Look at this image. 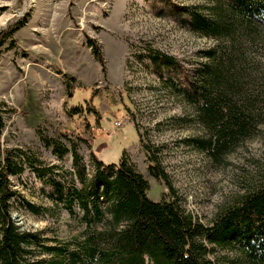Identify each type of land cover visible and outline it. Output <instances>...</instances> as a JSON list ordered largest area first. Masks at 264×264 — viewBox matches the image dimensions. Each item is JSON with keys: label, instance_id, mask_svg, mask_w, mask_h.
Listing matches in <instances>:
<instances>
[{"label": "rangeland", "instance_id": "1", "mask_svg": "<svg viewBox=\"0 0 264 264\" xmlns=\"http://www.w3.org/2000/svg\"><path fill=\"white\" fill-rule=\"evenodd\" d=\"M240 1L0 0V33L15 30L0 47L4 147L22 148L39 167L59 166L57 175L67 181L72 173L78 194L70 206L58 203L49 180L26 167L12 177L22 196L13 203L16 224L69 242L75 255L69 264H264L258 251L234 240L264 243V198H255L264 192V15L245 28ZM223 56L236 66L240 85L247 68L263 82L249 86L261 91L257 97L248 91L247 119L258 118L246 122L247 133L237 122L223 135L246 114V95L229 111L213 108L209 98L199 107L203 114L194 98L204 95ZM91 93L98 121L93 117L85 134L88 144H78L82 171L71 152L59 159L40 134L70 148L60 132L84 127L67 110ZM217 145L219 158L212 152ZM93 151L108 165L126 151V164L98 171ZM166 207L189 219V233L179 222L170 235L175 225H155L145 215L164 211L161 220ZM225 225L237 230L232 239L217 234ZM92 238L101 240L95 249ZM164 247L170 259L161 255Z\"/></svg>", "mask_w": 264, "mask_h": 264}, {"label": "trees", "instance_id": "2", "mask_svg": "<svg viewBox=\"0 0 264 264\" xmlns=\"http://www.w3.org/2000/svg\"><path fill=\"white\" fill-rule=\"evenodd\" d=\"M254 2V5L252 4ZM242 10L240 11L241 14H244V22L246 21L245 28L249 29L251 26V21L253 17L258 13L261 12L262 15H264V3H261L260 1L256 0H241L239 3ZM236 16V15H235ZM224 27V25H223ZM262 29L264 30V25H262ZM10 31V32H9ZM6 31L4 33H0V47L5 45V43L8 41L9 38H11L15 32V30ZM92 44H94L95 51L98 52L97 44L93 41ZM218 59V61H217ZM216 59V63L213 67L212 71V77L208 80V83L206 84V90H204V95L198 94L194 95L193 97L197 101V107L199 110H201L202 114L203 112L206 113V111H203L202 108L204 105L207 106L208 101H210L209 98L213 99L212 107L214 108V104L217 105L222 110L229 111L230 104H235L234 100L239 103L241 100V95H246V100L248 101L246 104H248L246 108V114L243 117H246L243 119V117H239V121L232 119L231 124H228L226 126V129L229 133H224L223 135H230L231 130L233 129L235 123L242 124L244 132L246 130L249 131V125L254 124V120L257 121V118H250L247 119V111H249L251 108H253V104L251 102V99L248 98L249 94L248 91L250 89H253V87H249L251 82L254 81L256 84H262V80L257 77L256 74H253V72H250L248 68L246 69L247 72H245V80L242 78L241 85L239 84L240 81L237 77V72H234L233 69L236 68V66H233V61H226L225 56L219 57ZM234 72V73H232ZM243 83V85H242ZM205 84V81H204ZM69 87V92H71V88ZM255 96L257 97L258 92L261 91L260 85H256L253 89ZM192 93L188 94L187 97L192 98ZM92 97L88 101L81 103H75L69 107L67 110L70 119L72 120L73 124L83 125V130H78L77 128L73 127L71 130H62L60 132V137L66 141H68L71 145L70 148L63 145L61 142V139L57 138H50L48 136H45L44 134H40L42 140L44 143L50 147H52V150L55 152V154L58 156L59 159L64 158L65 154L69 151L72 154L73 160H74V166L78 167L80 170L84 171V169L80 166L81 157L78 154V144L80 142H85L88 144L87 135L89 133V130L91 129V125L93 126L94 119L93 117L96 116L97 110L95 107V103L93 98L95 97L94 93H91ZM211 95V96H210ZM74 97L73 93H70V99ZM194 101V99L192 98ZM255 100V99H254ZM91 104V105H89ZM234 108L237 107L236 104L233 106ZM5 108L6 104L4 102H0V264H69L72 262V260L75 259V255L73 253V250L70 249L71 244L69 242H64L58 240L56 237H48L44 234L43 231H34V230H27L21 228L20 225L16 224L13 215V203L16 199L21 201V193L14 189L13 183H12V177L16 178L21 176L25 170L26 167L33 170L36 174V177L41 181L49 180L53 188L55 189L54 195H56V199L58 203L70 206L74 203L75 199H77V189L75 188L74 181L72 179V173H68L70 176V180H66L65 175H57L56 173L57 169H59V166L53 165L49 168L45 167H39L41 165L38 158H35L34 156H31L24 152V150L20 147H14V148H6L3 144V132L6 126L5 123ZM233 109V108H232ZM239 109V108H238ZM258 101L256 100V107L254 106V111L258 113ZM92 115V121L91 116ZM96 121L97 117H95ZM231 120V119H230ZM248 121V124L246 122ZM256 127V125L254 126ZM88 128V129H87ZM257 128V127H256ZM76 130V133L74 132ZM255 132L253 131V134ZM87 134V135H85ZM244 135V134H242ZM248 135V134H247ZM252 135V134H251ZM213 156L215 158L220 157V152H222V149L219 148L217 145L216 148H214ZM126 157V151L124 152L123 156L121 157L118 164H105L102 160H100L95 152L92 153V159L94 161V164L97 166V170L101 171L104 168L108 167H117L123 169L124 165L126 164L125 158ZM61 177V180L64 182L63 184L59 182L58 177ZM48 182V181H47ZM68 183V185H67ZM89 191V190H88ZM255 198L261 197L264 198V192L259 193L255 195ZM85 200L89 199V192H86ZM251 199V198H250ZM23 200V199H22ZM253 201V200H251ZM149 207V206H148ZM156 207V206H155ZM153 207V209H155ZM166 211L165 216L162 218V213H165L164 211L158 212L157 209L153 211L152 213L146 211L145 215L148 217H153L154 220H156L155 225H175L174 230L170 231V235H177V227L181 225L179 222L182 223L183 227L188 230L187 233L190 231V224L189 219L187 217L179 216L176 214H173L169 211V208H164ZM123 211H116L114 214L119 215V213ZM160 217V218H159ZM159 218V219H158ZM158 220V221H157ZM231 222V220L227 221V224ZM158 223V224H157ZM230 226V225H228ZM220 229V230H219ZM164 231L163 228H160L159 230L155 231ZM221 230H223V233H220ZM239 230V229H238ZM257 230V229H256ZM235 231L232 228H228L227 225L224 226V228H218L217 234L223 235L226 234V238H231L235 233ZM243 231V232H242ZM242 234L249 235L250 234L247 231H244L241 229L240 231ZM173 233V234H172ZM126 234H124L125 236ZM183 241L181 236H178ZM230 239V240H231ZM218 240V237L216 238ZM220 240V238H219ZM236 244L237 246H240L241 249L250 248L251 250L258 251L259 258L262 259L261 262H264V243L257 241L255 244L248 243L250 240L246 241V239H239V237H236ZM247 243H245L244 241ZM101 240L97 241L96 238H92L90 241L92 248L95 249L97 244ZM158 241H162L158 239ZM117 246V245H114ZM166 247L163 248V250L160 252L162 256H165L166 259H170L173 254L172 252L167 249ZM127 249V248H126ZM174 250V249H173ZM175 255H178L176 250ZM186 252V251H185ZM184 252V253H185ZM116 257L118 254L114 253L113 256ZM107 256V255H106ZM251 255H246V259H248ZM183 259H185L183 257ZM166 264H174V262H167Z\"/></svg>", "mask_w": 264, "mask_h": 264}, {"label": "bare ground", "instance_id": "3", "mask_svg": "<svg viewBox=\"0 0 264 264\" xmlns=\"http://www.w3.org/2000/svg\"><path fill=\"white\" fill-rule=\"evenodd\" d=\"M3 22V19H0V23H2Z\"/></svg>", "mask_w": 264, "mask_h": 264}]
</instances>
